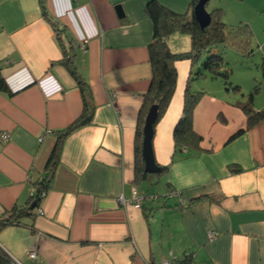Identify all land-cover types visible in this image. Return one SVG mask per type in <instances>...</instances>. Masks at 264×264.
<instances>
[{
	"label": "crops",
	"instance_id": "1",
	"mask_svg": "<svg viewBox=\"0 0 264 264\" xmlns=\"http://www.w3.org/2000/svg\"><path fill=\"white\" fill-rule=\"evenodd\" d=\"M147 1L44 0L74 41L95 108L91 122L64 139L38 202L42 213L0 229V247L15 264H264V119L246 128L247 115L235 104L259 81L253 108L264 109L258 69L233 90L220 77L196 75L189 58L176 60L175 89L152 137L155 162L165 170L135 182L137 119L151 76ZM156 1L178 13L190 3ZM166 42L173 52L189 49L183 33ZM61 58L40 0H0V66L9 89L0 91V135H9L0 139V215L26 205L55 132L82 110ZM190 78L191 89L202 91L193 110L200 148L175 150L173 128ZM168 188L180 190L182 203L171 197L133 206V190L150 196Z\"/></svg>",
	"mask_w": 264,
	"mask_h": 264
},
{
	"label": "trees",
	"instance_id": "2",
	"mask_svg": "<svg viewBox=\"0 0 264 264\" xmlns=\"http://www.w3.org/2000/svg\"><path fill=\"white\" fill-rule=\"evenodd\" d=\"M196 2L197 0H190L188 11L183 13L175 12L156 0L147 1L144 7V12L151 21L152 26L151 39L148 44L151 76L148 88L142 96V103L137 119L134 146L136 183L144 181L150 182L152 177L160 176L165 170V167L160 166L159 173L150 174L144 172L141 157L142 126L146 112L152 104L157 105V118L155 123L165 112L176 84L177 72L174 67V62L178 59L189 58L193 64H198V71H196L198 73L194 72V74L196 73V75L198 74L200 76L209 75L214 78L220 77L227 89L239 90L240 86L237 83L232 84L228 80L232 68L224 54L225 49H233L243 59L250 58L253 54L252 34L247 25L233 26L225 24L222 20L221 9L215 8L209 11V24L202 28L193 16V7ZM40 4L42 16L53 28L56 39L61 47L62 58L59 60V63L75 80L79 89L82 98V110L70 124L55 132V142L44 165L43 176L40 181L34 183V194L30 196L25 206L18 207L14 205L0 215V229L6 225H23L22 219L25 217L35 218L41 192L48 188L53 177L64 139L73 131L89 124L95 108L89 85L81 77L75 65V46L73 39L47 12L44 0H40ZM174 32L183 33L189 37V49L187 51L173 52L169 48L166 38ZM239 63L245 68L251 67L247 60H240ZM256 68L260 71L261 77L264 78V56L256 64ZM201 69L203 72H201ZM192 79L190 78L187 82L181 115L173 128L172 137L175 150L185 148L187 151H196L200 148L201 136L193 129V110L202 91L191 89L190 81ZM259 85V81L256 82L248 91L246 98L244 100H238L235 103L247 115L246 128L264 119V109L257 111L253 108V98L259 91ZM0 91H9L1 72V66ZM36 191H38L37 198L35 196ZM35 199L36 203L32 205L31 203ZM185 258L188 259V257ZM179 261L181 264L184 263V260ZM0 264H15L13 259L1 247Z\"/></svg>",
	"mask_w": 264,
	"mask_h": 264
},
{
	"label": "rangeland",
	"instance_id": "3",
	"mask_svg": "<svg viewBox=\"0 0 264 264\" xmlns=\"http://www.w3.org/2000/svg\"><path fill=\"white\" fill-rule=\"evenodd\" d=\"M205 8L208 12L215 8L221 9L222 20L227 25H247L250 29L254 49L250 58L243 59L229 48L225 49L224 53L232 68L229 82L235 84L241 81V85L245 84L247 78L244 73L258 71L256 64L264 56V0H209ZM240 60H247L251 67L247 69L240 65ZM221 80L218 79V81Z\"/></svg>",
	"mask_w": 264,
	"mask_h": 264
},
{
	"label": "water",
	"instance_id": "4",
	"mask_svg": "<svg viewBox=\"0 0 264 264\" xmlns=\"http://www.w3.org/2000/svg\"><path fill=\"white\" fill-rule=\"evenodd\" d=\"M209 0H197L193 7V16L200 25L205 27L210 22V14L205 8L206 2ZM115 9L121 13V7L117 5ZM157 118V105L152 104L146 112L143 126H142V139H141V157L144 165V172L154 174L159 173L160 166L155 162L152 150V137L154 131V123ZM36 191L35 196L37 198ZM36 203V199L32 201V205Z\"/></svg>",
	"mask_w": 264,
	"mask_h": 264
},
{
	"label": "built area",
	"instance_id": "5",
	"mask_svg": "<svg viewBox=\"0 0 264 264\" xmlns=\"http://www.w3.org/2000/svg\"><path fill=\"white\" fill-rule=\"evenodd\" d=\"M85 41H83L81 44L82 46L84 45ZM8 133L6 132H2L1 135H0V139L1 141H7L8 140ZM39 140H41V138H39ZM34 194V189H32L31 191V196ZM44 194V191L41 192V195L42 196ZM133 196H132V199L131 201L133 202V206L136 207V208H140L141 207V204L143 202V200L145 199H162V200H165V199H169L171 197H175L179 200L180 203H182V196H181V192L180 190H177V189H174V188H168L166 189L163 193H160V194H153V195H146L145 193H138L136 190H133ZM118 201L120 203H125V199L122 197V195H120L118 197ZM42 211L41 209H37V214H41ZM209 236L211 237L212 236V233L209 234ZM159 264H181L179 260L177 259H162L160 261Z\"/></svg>",
	"mask_w": 264,
	"mask_h": 264
}]
</instances>
